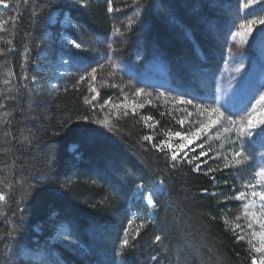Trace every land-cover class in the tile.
<instances>
[{"label": "trees", "instance_id": "trees-1", "mask_svg": "<svg viewBox=\"0 0 264 264\" xmlns=\"http://www.w3.org/2000/svg\"><path fill=\"white\" fill-rule=\"evenodd\" d=\"M141 1L142 7L136 10L141 18L134 26L130 51L139 44H156L173 61L191 55L187 59L196 65L204 62L196 53L199 48L205 54L201 42H196L191 31L193 39L181 35L165 11L175 9L177 20L197 27L198 17L208 16L205 8L193 11V0ZM111 4L112 12L108 11L109 0H81L80 4L75 0H9L7 9L0 8V18L9 21L19 14L14 29L9 22L0 31V103L5 105L0 108V178L14 185L5 215L0 216V236L19 229L7 250L6 241L0 240V264H40L29 252L44 248L45 242L57 248L66 263L85 264L49 238L60 227L85 240L90 232L127 224L133 219L128 203L141 184L140 195L151 192L156 206L152 217L144 208L129 226L134 247L123 250L125 264H148L152 250L155 256L159 253L157 262L178 257L185 264H252L247 246L225 223L228 204L215 193L217 185L204 159L194 158L199 153L185 148L173 162L168 148L160 152L152 147V143L167 141V132L186 133L175 113L149 104L143 110L151 117L149 125L119 120L116 127L104 129L92 122L76 86L50 89L32 83L33 76L42 77L33 65L40 62L37 52L46 43L50 12L58 9V18L67 13L81 37L108 36L119 29L120 22H133L129 7L140 3L111 0ZM84 116L88 121L81 119ZM145 135L153 141H144ZM157 235L161 242L155 241Z\"/></svg>", "mask_w": 264, "mask_h": 264}, {"label": "rangeland", "instance_id": "rangeland-1", "mask_svg": "<svg viewBox=\"0 0 264 264\" xmlns=\"http://www.w3.org/2000/svg\"><path fill=\"white\" fill-rule=\"evenodd\" d=\"M138 1L140 4H132L129 7V10H132L133 22L130 20L120 22V31H115L108 36L81 37L76 34L78 27L67 13L58 18V9L52 10L48 17V26L45 27V46L37 52L40 62L33 65L42 77L36 78L35 81L31 80L32 83L38 86L44 85L50 89H57L61 85L76 86L80 89L83 100L91 101L90 104H85L90 109L92 122L104 129L116 127L117 121L120 123L124 120H129L130 123L138 126H147L151 121L142 119V117H148L143 114V110L149 104H160L185 121L183 129L186 133L191 128L197 127L200 120L206 119V116L197 114L193 105L201 104L207 107L219 104L232 106L234 109L243 108L245 105L251 107V103H255L259 94L264 92V40L257 32L258 29H264V25L256 26L253 30V37L256 39L253 41V38L249 37L248 44L240 45L231 39V33L238 29L241 22L264 16V0H256V3L251 4L249 0H193V11L205 8V13L208 15L198 17L200 20L198 19L197 27L191 25L188 27L184 21L177 20L175 9H170V11L165 9L166 16H169L170 22L176 25L181 35L183 33V35L191 36L189 32L191 31L196 42H201L203 45L205 54L199 48L196 49L198 56L204 60L198 65L194 60L187 59V57H192L191 55L187 57L185 55L180 61H173L165 50L156 44L148 46L139 44L136 49L130 51L131 41L136 36L134 26L141 18V14L136 10L139 6L142 7L144 2ZM161 2L165 6V3ZM0 8L3 7L0 6ZM65 17L72 20L71 26L65 23ZM130 23L131 30L125 26ZM65 36L81 43L82 49L67 45L64 42ZM191 38L193 39L192 36ZM229 47L232 49L231 52H229ZM191 53L194 54V52ZM109 57H112L115 67L109 62ZM241 63L243 69L238 73L236 68ZM92 68L97 69L96 80L91 85L89 84L90 78L80 81V76L87 77V72H90ZM113 85L118 87H113ZM90 87H95L96 92H91ZM138 89L143 90L139 97L135 95ZM94 95L95 100L92 99ZM182 95L185 99L194 98L193 105L178 104L176 100ZM109 98L111 102L105 104ZM117 104L121 107H115ZM141 104L142 108L139 107ZM134 106L135 112H133ZM221 110L223 111L224 108ZM125 111L128 113L126 116ZM188 113L193 115L188 116ZM227 114L226 112L225 115ZM106 117L111 127H104L95 122ZM233 119L237 117L234 116ZM217 129H220L219 138H217ZM230 135L234 137L235 132ZM230 135L223 133V129L217 125L207 134H202L199 140L188 144L186 149L198 153L203 150L207 153L205 156H200L204 159L203 163L208 169H218L211 172L217 185L215 193L220 200L228 204L229 210L225 214V219L229 222L228 227L235 234H240V229L236 228V224L245 230L246 239L240 241L247 246L252 263L253 256L259 260L261 255L255 253L247 243L248 239H253V243L259 246L258 239L250 235L253 230L260 231L252 214L255 213L256 218H260L262 211L260 206L264 201H261L259 196L252 197L251 193L252 191L264 192V184L257 185L255 188L247 187V185L255 184L256 172L260 167H264V142L257 140L255 145L246 144L249 158L239 166L225 168L224 157L227 156L228 162H231V152L234 150V146L229 142ZM253 139L256 137L254 136ZM167 142L178 146L183 141L179 137L168 136ZM198 145H203V149ZM142 191L137 193L135 190L133 200L128 203L127 210L132 218L143 214L144 208L148 209L149 217L154 214L152 211L154 207L146 203V196L149 192L141 196ZM239 192L246 193L244 200L225 199L235 197ZM252 201L254 203L249 208L248 215H245L243 205ZM237 217L240 219L237 220ZM249 222L254 223L253 230L247 229ZM125 228L128 229L129 225L119 224L108 230L90 232L85 240H79L70 233L67 227H60L49 239L77 255L85 261V264H125L123 256L117 255L118 252L124 250L120 249L119 245ZM128 232L131 231L128 229ZM43 245H45L44 248L29 252V256L38 259L40 264H69L57 254V248L50 247L47 242ZM154 252L152 250L148 264H165L164 261H169L168 264H185V261L180 263L178 257H174L173 261L169 258L157 262L156 256L159 253L155 256Z\"/></svg>", "mask_w": 264, "mask_h": 264}, {"label": "snow or ice", "instance_id": "snow-or-ice-1", "mask_svg": "<svg viewBox=\"0 0 264 264\" xmlns=\"http://www.w3.org/2000/svg\"><path fill=\"white\" fill-rule=\"evenodd\" d=\"M76 3L80 4L81 0H75ZM136 0H134V3ZM249 3H256V0H249ZM0 6L3 8L7 9L9 7V0H0ZM82 6H87L86 4H83ZM247 7V5H245ZM108 11L112 12V4L111 0H109V7ZM37 14L33 13V17H35ZM18 17L17 16L11 17V20H6L3 18H0V31L4 30V27L6 24L11 22L13 29L15 28L16 24L18 23ZM65 23L69 26L72 25V20L68 17H65ZM257 25H264V16H259L255 19H247L241 22L238 25V29L236 31H233L231 33V39L234 42H237L240 45H245L248 44L249 42V37L253 38V41H255L256 37H253V30L256 28ZM129 30H131V23L127 26ZM119 32L120 30L117 29ZM259 37L264 40V29H258L257 30ZM64 42L67 45H70L71 47L75 49H82V44L76 42L74 39H71L68 36L64 37ZM7 43L9 45L12 44V40H8ZM111 48V45L109 46ZM10 51H14V48L9 49ZM114 50V49H113ZM26 52L28 49L25 50ZM232 49L229 47V52H231ZM3 49H0V54H2ZM109 62L113 63L112 57H109ZM115 63H113V67H115ZM243 69V64L241 63L238 68H236V72H240ZM96 73L97 69L92 68L90 72H87V77L84 75L80 76V81H84L86 78L89 79V84L91 85L92 82L96 80ZM24 79H27V77H24ZM32 80L35 81L36 77L33 76ZM5 83H8V81H5ZM113 87H118L117 85H113ZM91 92H96L95 87H90L89 89ZM122 91V89H121ZM143 93L142 89H138L135 92V95L139 97ZM98 95V93H97ZM254 98V97H253ZM93 100L96 99V96L94 95L92 97ZM193 99H185L184 96H180L176 102L178 104H186V105H193ZM111 102V98L109 100L105 101V104H109ZM85 103H91L89 100H85ZM251 103V101H249ZM218 104V102H217ZM5 105L3 103H0V108H3ZM103 107V105L101 106ZM115 107H121V105L117 104ZM139 107H143V105H139ZM194 108L197 110V114L200 116H206V119L200 120L198 122V126L191 128L187 133H182L180 131L177 132H167L165 135L168 136H175L179 137L181 139V142L178 146L177 145H171L169 144L166 140H161L159 144L152 143V147L157 149L160 152H165V149L168 148L171 152V160L173 162L177 161L178 157V151H182L185 149L188 144L194 143L195 141L199 140L200 136L202 134H207L208 131L212 128H216L217 125L220 126V128L223 129V133L226 134H231L235 132V136L231 137L230 135V140L229 142L234 146V150L231 152L232 155V161L228 162L227 156L224 157L225 159V164L224 167L228 168L231 166H239L242 163H244L249 157L246 149V144H252L255 145L257 143V140L264 142V92H261L259 94V98L256 99L255 103H251V107H248L245 105L243 108L240 109H234L232 106H225V105H219L218 106H207L204 107L201 104H195L193 105ZM221 108H224L222 111ZM133 112H135V106L133 107ZM228 113L225 115V113ZM242 113V114H241ZM128 113L125 111L124 115L126 116ZM5 117L8 115L7 113L2 114ZM192 113H188V116H192ZM236 116L237 119H233V117ZM84 121H88L89 117L84 116L81 118ZM145 121L151 120V117H142ZM98 124L103 125L104 127H111L107 117L103 120H96L95 121ZM180 125L183 126L185 121L180 120L179 121ZM227 125V126H226ZM218 136L220 134V129H217ZM9 136H11V132L8 133ZM256 137V139H253V137ZM144 141H148L151 143L153 141V137L150 135H145L142 138ZM201 149H203V145H198ZM207 153L204 152L203 150L199 153V156L194 157L195 159H199L200 156H205ZM185 155H187L185 153ZM173 167H175V164H173ZM196 170H199V165H197ZM218 169H211L209 168V172L216 171ZM206 175L208 173H205ZM256 182L255 184H249L247 187L250 188H255L257 185H262L264 184V167H260L259 170L256 172ZM163 181H160L161 187L163 186ZM14 185L9 182L6 179L0 178V216H4V207L7 205L9 199L11 198V192L13 190ZM31 185L28 186L29 191L31 190ZM143 189V185H137V193H139ZM206 191V190H205ZM27 195V193H26ZM252 197L259 196L261 201H264V192H256L252 191L251 193ZM246 196L245 192H239L235 195V197H226L225 199H236V200H244ZM146 203L149 206L155 207V201L153 200V194L149 192L146 196ZM252 202H246L243 205L244 208V214L248 215V210L252 206ZM261 213H260V218L257 219L255 213L252 214L253 220L255 221L256 224H258L260 231L257 232L254 229V223L249 222L247 224V229L253 230L251 231L250 235L253 238L258 239L259 241V246H256L253 243V239H248L247 243L249 244L250 248L255 252L259 253L260 258L257 260L255 256L252 257V264H264V203L261 204ZM21 213L23 212V209H19ZM21 223L23 222V216H21ZM134 219V218H133ZM133 219H129L127 221V224L129 226L132 225ZM237 220L240 219V217L236 218ZM225 223H229L227 220H225ZM140 227H143V223H141ZM236 228L240 229V234H237V240H245L246 239V233L243 228L239 224H236ZM19 231L18 228H12L9 230L5 235L0 236V240H5V249L7 250L9 247L12 246V242L15 241L16 237L13 235V233H17ZM70 235V233H67ZM235 234V233H234ZM136 235H139V228L136 230ZM136 236L132 237V240H135ZM162 237L160 235L155 236V241L156 242H161ZM134 247V245L130 244L129 241V232L128 229L125 228L123 232V239L120 241L119 248L120 249H127ZM117 255L123 256V252H118ZM155 259V257L153 258ZM4 264H9V261H4Z\"/></svg>", "mask_w": 264, "mask_h": 264}]
</instances>
